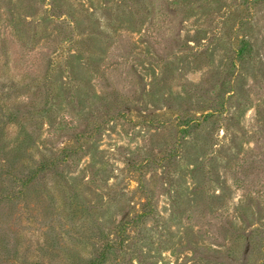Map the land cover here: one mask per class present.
I'll use <instances>...</instances> for the list:
<instances>
[{
	"label": "rangeland",
	"instance_id": "obj_1",
	"mask_svg": "<svg viewBox=\"0 0 264 264\" xmlns=\"http://www.w3.org/2000/svg\"><path fill=\"white\" fill-rule=\"evenodd\" d=\"M3 123L0 264H264V0H0Z\"/></svg>",
	"mask_w": 264,
	"mask_h": 264
},
{
	"label": "trees",
	"instance_id": "obj_2",
	"mask_svg": "<svg viewBox=\"0 0 264 264\" xmlns=\"http://www.w3.org/2000/svg\"><path fill=\"white\" fill-rule=\"evenodd\" d=\"M8 130H9L8 124L3 123V125L0 126V157H3L4 158L3 161H5V167H2L0 169V208L1 210L4 208L5 204L6 205L9 204V202L11 201V197L5 198L3 196L4 194H2L5 183H7L8 181L17 179L15 178L16 176L14 177L13 174H11L12 172L10 170H6V159L9 160L10 162H15L17 165H20L21 162L24 160L25 152L29 150V148L32 145V136L22 126H20V130H19L20 133L18 134L16 140L13 142L9 138L10 136L8 134ZM53 165H54V162H52V164L40 163V169L48 171L51 169V166ZM27 170H28V167H26L25 171ZM35 179H36V172H32V171H28L26 174H24V179L18 178L22 186V189L23 190L26 189V191L28 190L29 186L32 183H34ZM22 195H24V193L19 192L17 195V198H20V196ZM0 223H3L1 216H0ZM1 241H0V247L2 249L4 244ZM112 249H113V245L107 244L102 247V249L99 252V256L97 258H95L94 260L85 258L82 260V264H108L110 261L109 257L112 254Z\"/></svg>",
	"mask_w": 264,
	"mask_h": 264
}]
</instances>
